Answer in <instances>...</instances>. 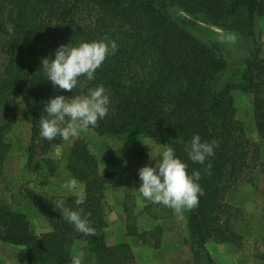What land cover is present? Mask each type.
<instances>
[{"label":"trees","instance_id":"obj_1","mask_svg":"<svg viewBox=\"0 0 264 264\" xmlns=\"http://www.w3.org/2000/svg\"><path fill=\"white\" fill-rule=\"evenodd\" d=\"M171 9L238 33L249 44L241 84L215 89L229 68L227 59L218 45L204 43L177 22ZM259 18H264V0H0V36L8 37L4 52L9 60L0 81V186L11 195L10 204L0 195L2 244L25 247L26 264H72L73 247L80 241L97 264H134L132 247H110L106 233L112 213L106 192L112 186L125 196L128 237L142 238L134 190L138 175L130 168L142 155L134 146L127 155L114 153L106 174L83 141L76 142L64 159V169L85 186L86 197L78 207L74 197L65 196V206L84 209L91 234L76 231L45 198L35 206L49 232L38 235L23 210L28 197L18 166L24 158L31 166L64 142L40 136L45 102L58 95H84L103 85L110 96L109 112L89 130L102 138L160 140L188 165L189 174L200 172L204 194L190 209L188 223L195 259L217 264L207 247L209 240L231 246L243 241L241 248L251 264H264V255L254 252L264 244V221L230 202L236 201V186L244 177L264 166V44L257 32ZM93 41H115L118 50L97 69L95 80L82 77L72 92L54 88L41 70L42 60L54 59L62 45ZM234 92L253 97L244 121L238 117ZM18 98L30 119L27 130L19 133ZM255 133L259 142L252 139ZM197 134L202 142L218 145L203 165L193 163L187 151ZM45 163L48 175L56 177V162Z\"/></svg>","mask_w":264,"mask_h":264},{"label":"rangeland","instance_id":"obj_2","mask_svg":"<svg viewBox=\"0 0 264 264\" xmlns=\"http://www.w3.org/2000/svg\"><path fill=\"white\" fill-rule=\"evenodd\" d=\"M171 16L193 33L201 41L209 45H218L223 56L229 63L226 72L219 76L215 89L220 91L225 85L233 83L239 85L250 57L249 44L235 32H227L213 28L211 25L200 19L190 17L178 9L170 10ZM257 32L260 41L264 44V18L257 20ZM8 37L0 36V81L4 78L8 65V57L4 52V45ZM233 98L236 101L238 117L244 121L248 113L253 108V97L241 92H234ZM18 124L15 132L26 131L29 127V117L25 112L24 102L18 98ZM250 120V118H249ZM254 131V130H253ZM253 141L259 142V137L255 133ZM78 141L85 142L91 153L101 162V173L106 174L111 171L110 157L120 151V154L132 153L133 146L138 148L139 158L130 166L131 171L138 175L139 170L145 166H155V161L165 150V146L160 140L145 137H130L121 139L102 138L94 131L87 130L79 138L63 142L56 147L52 153L37 157L34 163L29 166L28 158H24L18 166L20 179L24 192L28 200L24 204V212L29 215L34 229L38 235L50 231L48 222L43 218L36 208L39 198H45L52 202L65 197L60 189V185L69 178L70 174L64 169L65 157L70 154L74 144ZM46 159H53L56 162L58 172L56 177L48 175ZM134 187L136 195L140 197V203L136 213L138 215V226L141 237H128L126 216L124 212L125 196L119 189L109 186L106 192L107 200L112 207L109 217L111 224L106 231L108 245L114 247L121 244H129L135 255L134 264H205L202 260H197L192 251V242L188 228L190 210L185 209L180 214H176L172 209L164 205H154L140 196L136 189L139 188V179ZM85 193V186L82 184ZM239 195L236 201H231L237 207H243L250 215L257 217V220L264 221V166H260L252 175L244 177L237 186ZM0 195L8 203L11 202V195L6 192L4 186H0ZM138 198V197H137ZM138 202V199H137ZM120 206V208L117 206ZM245 242L238 241L234 246L221 243L217 240H209L207 247L211 257L217 264H251L249 254L241 247ZM243 250V251H241ZM255 253L264 255V244ZM73 256L78 257L86 264H97L91 258L87 244L83 241L77 242L72 250ZM254 253V254H255ZM27 250L25 247H12L2 244L0 241V264H26Z\"/></svg>","mask_w":264,"mask_h":264},{"label":"clouds","instance_id":"obj_3","mask_svg":"<svg viewBox=\"0 0 264 264\" xmlns=\"http://www.w3.org/2000/svg\"><path fill=\"white\" fill-rule=\"evenodd\" d=\"M117 50L115 41L62 45L57 49L54 59L42 60L41 70L54 88L72 92L81 83L82 77L87 81L95 80L97 69ZM110 103V96L103 85L89 89L84 95H58L44 104V112L39 120L40 136L48 141L59 137L65 142L79 138L83 132L97 127L98 121L107 116ZM217 146L215 143L202 142L200 135H194L187 150L189 159L203 165L209 157L215 155L214 149ZM151 160L155 161V166H145L138 173L141 184L136 191L140 196L153 204H163L176 214L196 207L199 197L204 194L198 183L201 179L200 172L194 170L189 174L188 165L170 146L165 147L158 159ZM60 189L65 196L74 197L78 207L85 203V193L77 178L69 176L60 185ZM53 204L62 218L72 224L76 231L92 233L82 207L79 210L66 207L64 198ZM72 264H81V261L75 257Z\"/></svg>","mask_w":264,"mask_h":264},{"label":"crops","instance_id":"obj_4","mask_svg":"<svg viewBox=\"0 0 264 264\" xmlns=\"http://www.w3.org/2000/svg\"><path fill=\"white\" fill-rule=\"evenodd\" d=\"M137 197H138L137 199H138V204H139V203H140V197H139V195H137ZM7 203H8V202H7ZM9 204H10V203H9ZM25 206H26V204H25ZM120 206H122V205L119 204V205L117 206V208H118V207L120 208ZM23 208H24V207H23ZM110 224H111V221H109V225H110Z\"/></svg>","mask_w":264,"mask_h":264}]
</instances>
